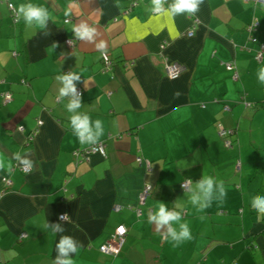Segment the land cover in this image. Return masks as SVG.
<instances>
[{
	"label": "crops",
	"instance_id": "crops-1",
	"mask_svg": "<svg viewBox=\"0 0 264 264\" xmlns=\"http://www.w3.org/2000/svg\"><path fill=\"white\" fill-rule=\"evenodd\" d=\"M31 2L48 10L47 28L13 25L0 0V264H53L63 235L79 244L73 264H264V221L250 205L264 196V110L255 107L264 98L257 78L264 54L255 61L245 30L256 19L264 44V4L203 0L195 14L169 16L155 13L151 0ZM80 22L96 29L93 42L75 38ZM102 51L112 61L106 71ZM166 62L181 66L176 79L165 75ZM68 71L81 76L79 111L103 121L105 157L72 159L89 145L72 132L66 101L56 99V77ZM203 175L223 181L227 196L197 212L180 184ZM175 200L188 210L192 235L179 246L148 222L159 203L172 208ZM65 213L68 222L59 221ZM120 225L118 252L102 253Z\"/></svg>",
	"mask_w": 264,
	"mask_h": 264
},
{
	"label": "clouds",
	"instance_id": "clouds-1",
	"mask_svg": "<svg viewBox=\"0 0 264 264\" xmlns=\"http://www.w3.org/2000/svg\"><path fill=\"white\" fill-rule=\"evenodd\" d=\"M166 0H151L152 10L155 13H165L169 16H175L180 13L195 14L199 11V6L203 0H172L167 9L163 7ZM17 20H22L27 27H37L45 29L48 26L50 14L46 8L41 5L32 3H20L14 6ZM68 15V12H65ZM48 33H45L47 35ZM75 38L93 42L98 34L96 29L90 27L85 22H80L74 29ZM103 42L97 45L102 47ZM258 81L264 85V67H261L257 74ZM59 83L57 101L65 102L64 107L69 114L68 121L72 132L81 144L95 145L104 135V124L100 119L92 120L88 113L79 111L82 107V95L77 90L76 82L81 80V76L75 72L68 71L56 77ZM103 154V153H101ZM16 159L21 160L19 154ZM22 163L31 169V161L23 159ZM4 167L0 162V168ZM184 195L187 196L188 203L197 211L203 212L211 206L213 200L222 202L227 191L223 181H217L213 176L203 175L199 179L193 181L188 178L181 183ZM251 208L257 213L258 222L264 221V196L256 195L251 198ZM187 208L184 203L175 200L173 207L168 208L165 203L159 205L148 213V222L154 224L155 231L161 235L166 242H172L173 246H179L181 243L192 238L189 225L183 220V215L187 214ZM183 214V215H182ZM203 219V217H201ZM59 220L68 222V214H62ZM46 228H51L55 233L64 232L61 223H46ZM79 248L78 242L69 235L60 237L56 244V257L53 264H73L72 256L77 253Z\"/></svg>",
	"mask_w": 264,
	"mask_h": 264
},
{
	"label": "built area",
	"instance_id": "built-area-1",
	"mask_svg": "<svg viewBox=\"0 0 264 264\" xmlns=\"http://www.w3.org/2000/svg\"><path fill=\"white\" fill-rule=\"evenodd\" d=\"M6 4L7 7L9 8V10L12 13V16L14 17V22H17V17L14 11V6L12 4V2L10 0H3ZM249 2H252L254 5L257 4H264V0H246ZM65 22H68V19L65 20ZM258 27V22L256 21V19H254L250 24H248L246 26V31L250 34L249 36V41L256 44L257 45V49L255 51V56L254 59L256 62H261L262 60V56L264 54V44L260 43L257 41V39L253 36V32L256 30V28ZM192 33L189 32L187 35H191ZM66 46H68L69 48L72 46V41L71 40H66ZM100 58L102 60V68L103 70H109L112 67V61L108 55L107 52L102 51L100 53ZM227 69H231L232 65L231 64H226L225 66ZM164 73L165 75L170 78V79H176L181 71L182 68L179 64L177 63H165L164 66ZM21 83H25L24 80L20 81ZM80 92V90H78ZM81 93V92H80ZM2 99L4 103H8L11 100V94L9 92H5L2 94ZM227 109V108H225ZM40 123V122H39ZM229 132L224 130L222 127H220L218 125V135L220 136V138H222L224 140V145L227 148L231 147V143L230 140H228L226 137L228 136ZM33 134L31 133L28 136V139H32ZM103 153V154H101ZM91 154H99L102 157H105V150H104V145L102 143H97L95 145H89L86 148H82V149H74L72 151V159L78 163V162H83V161H89V157ZM137 162H141V158L137 157L136 158ZM25 172L28 171L27 168L23 169ZM185 182V181H184ZM183 183V182H182ZM10 183L9 181H4V185L8 186ZM181 185V184H180ZM150 192V186L146 185L144 186V189L141 193L140 196V202L143 203L145 200V197L149 194ZM62 215V214H61ZM59 215V217L61 216ZM58 217V219H59ZM61 221V220H59ZM63 222V221H61ZM24 234H21V237H23ZM126 235V228L122 225L116 227L115 231L113 234H111V236L109 237V239L102 245L100 246L99 250L107 255H114L118 252L119 246L121 245V243L123 242L124 236Z\"/></svg>",
	"mask_w": 264,
	"mask_h": 264
},
{
	"label": "trees",
	"instance_id": "trees-1",
	"mask_svg": "<svg viewBox=\"0 0 264 264\" xmlns=\"http://www.w3.org/2000/svg\"><path fill=\"white\" fill-rule=\"evenodd\" d=\"M3 1V0H2ZM11 1V0H10ZM4 2V1H3ZM5 3V2H4ZM6 4V3H5ZM12 4H13V2H12ZM6 6H7V4H6ZM13 6H14V4H13ZM8 8V7H7ZM8 10H9V8H8ZM10 11V10H9ZM10 13H11V11H10ZM10 18H11V23L13 24V25H16V24H18L20 21H18L17 20V22H14V17L12 16V13H11V16H10ZM246 30V29H245ZM256 30H257V28H256ZM256 30L252 33L253 34V36L256 38V36H255V32H256ZM247 32V31H246ZM248 33V32H247ZM250 36V34L248 33V37ZM257 39V38H256ZM248 40H249V38H248ZM257 41L258 42H260L258 39H257ZM261 43V42H260ZM101 53V52H100ZM101 62H102V60H101ZM21 80H24L25 81V83H26V80L25 79H21ZM20 80V81H21ZM21 83V82H20ZM24 83V84H25ZM21 84H23V83H21ZM6 92H9V91H6ZM3 93H5V92H3ZM2 93V94H3ZM10 93V92H9ZM2 94H1V97H2ZM11 94V93H10ZM11 99H12V96H11ZM3 100V99H2ZM11 101V100H10ZM9 101V102H10ZM255 107H257V108H260V109H262V110H264V98L262 99V100H260V101H257L256 103H255ZM227 139L229 138V135L226 137ZM222 139V138H221ZM223 140V139H222ZM229 140V139H228ZM224 141V140H223ZM230 143H232V141H230ZM88 147V146H87ZM86 148V147H85ZM77 149H82V148H77ZM219 264H233V262H230V263H226V262H224V261H221Z\"/></svg>",
	"mask_w": 264,
	"mask_h": 264
}]
</instances>
